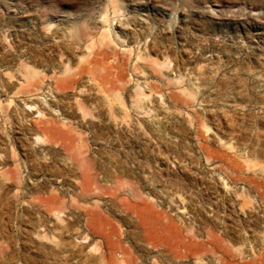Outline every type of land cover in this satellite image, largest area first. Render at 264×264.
Masks as SVG:
<instances>
[{"label": "rangeland", "instance_id": "1", "mask_svg": "<svg viewBox=\"0 0 264 264\" xmlns=\"http://www.w3.org/2000/svg\"><path fill=\"white\" fill-rule=\"evenodd\" d=\"M247 2L0 0V264H264Z\"/></svg>", "mask_w": 264, "mask_h": 264}, {"label": "bare ground", "instance_id": "2", "mask_svg": "<svg viewBox=\"0 0 264 264\" xmlns=\"http://www.w3.org/2000/svg\"><path fill=\"white\" fill-rule=\"evenodd\" d=\"M148 1L151 3L146 4ZM148 1L145 3L144 1H141V0H131V2L140 4L141 6L145 7L147 10H149L150 7H152L150 4H152L154 2V0H148ZM247 1H248L247 3L252 7V9L264 10V0H247ZM252 35L256 36V37L264 36V27L263 28L262 27H254ZM64 86H65V84H64ZM65 87L67 88V86H65ZM50 134L53 137H58V136H60V131H58L55 128H51Z\"/></svg>", "mask_w": 264, "mask_h": 264}]
</instances>
